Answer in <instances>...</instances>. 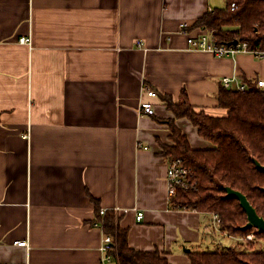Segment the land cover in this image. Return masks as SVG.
I'll return each instance as SVG.
<instances>
[{"label": "crops", "instance_id": "crops-1", "mask_svg": "<svg viewBox=\"0 0 264 264\" xmlns=\"http://www.w3.org/2000/svg\"><path fill=\"white\" fill-rule=\"evenodd\" d=\"M218 5L0 0V264H105L104 232L94 226L101 208L126 209L116 215L130 245L159 250L171 264H191L189 253L211 240L241 241L213 238L212 215L170 208L163 153L174 145L175 116L146 95L178 102L185 89L197 110L224 117V77L264 80L262 59L190 48L182 24ZM142 102L155 114H142ZM175 125L192 149L214 148L188 118Z\"/></svg>", "mask_w": 264, "mask_h": 264}, {"label": "trees", "instance_id": "trees-1", "mask_svg": "<svg viewBox=\"0 0 264 264\" xmlns=\"http://www.w3.org/2000/svg\"><path fill=\"white\" fill-rule=\"evenodd\" d=\"M196 29L201 33L212 32L220 44L238 41L248 43L251 50L264 52V0H226L225 7L208 11L187 32L191 34ZM247 84L249 90L242 92L221 83L217 99L219 106L227 110L224 117L197 110L185 89L178 102L169 95H159L175 116L169 122L174 145H165L163 154L169 159L183 160L196 182L194 189H179L172 207L217 214L222 220L221 232L230 236L255 235V240L248 241L243 250L232 247L224 251L191 252V264H264V245H259L264 234L255 229H241L248 222L247 214L240 202L228 198L226 192L227 187L242 192L264 217V173L255 164L257 160L264 166V90L257 86V80ZM180 118H188L214 148L192 149L188 138L175 125ZM95 221L103 222L104 233L113 237V256L119 264H171L159 250L144 252L133 248L129 230L120 226V218L113 210L103 217L98 209Z\"/></svg>", "mask_w": 264, "mask_h": 264}, {"label": "built area", "instance_id": "built-area-1", "mask_svg": "<svg viewBox=\"0 0 264 264\" xmlns=\"http://www.w3.org/2000/svg\"><path fill=\"white\" fill-rule=\"evenodd\" d=\"M236 4V3H235ZM182 32L187 33L186 29L188 28L187 24H182ZM188 35V43L192 50L194 51H202L211 53L220 58H235L240 54H250L258 59L264 60V52L251 50L248 43L238 42L236 45H226L218 43L215 35L212 32L204 31L198 36H193L191 34ZM20 43L25 45H31L32 41L29 37H22L20 39ZM222 85L228 89H235L242 92H247L249 90V86L247 83L241 82L238 80L237 76L234 77H224L221 81ZM257 86L260 89L264 90V80L258 79ZM146 95L151 99L159 98V95L156 91L151 89H146ZM140 112L142 114L153 115L155 114L154 105L151 102H142L140 105ZM167 182H168V200L170 204V208L172 210H178L177 208H173V199L177 196L179 189H183L189 191L191 189L196 188V182L192 176L191 169L188 168L183 160L181 159H170L168 164L167 171ZM109 209L101 208L100 214L104 217ZM115 214H119L121 212L126 213V209H120L116 207L114 210ZM144 218V212H138L137 220L141 221ZM213 227L215 230L220 231V226L222 223L221 218L217 214L212 215ZM94 226L101 228L104 232L103 222L95 221ZM244 241H254L255 235L251 233L243 238ZM20 246H28V242H18ZM114 239L110 235H106L104 233L101 252L103 255V262L105 264L115 263L119 264L117 259L113 256V251L115 250Z\"/></svg>", "mask_w": 264, "mask_h": 264}, {"label": "water", "instance_id": "water-1", "mask_svg": "<svg viewBox=\"0 0 264 264\" xmlns=\"http://www.w3.org/2000/svg\"><path fill=\"white\" fill-rule=\"evenodd\" d=\"M238 41H234L232 44L236 45ZM258 170L264 173V166L257 160H255ZM227 197L237 199L240 202L241 207L247 214L248 222L245 226L241 227L242 230L255 229L258 233L264 234V217L258 214L256 208L250 203L248 197L240 191H236L230 187L226 188Z\"/></svg>", "mask_w": 264, "mask_h": 264}, {"label": "rangeland", "instance_id": "rangeland-1", "mask_svg": "<svg viewBox=\"0 0 264 264\" xmlns=\"http://www.w3.org/2000/svg\"><path fill=\"white\" fill-rule=\"evenodd\" d=\"M220 2V5H218L219 8H222V7H225L226 6V0H219ZM210 235L213 237V238H217V237H221V228H220V231L218 230H213L210 232ZM230 236V235H229ZM236 237H240V236H236ZM231 238V237H230ZM220 239V238H219ZM241 241L240 242H236L237 240H234V239H230V240H225V241H220L219 242H213L212 240L209 241V243H207L204 248H203V251H210V252H215V251H224V250H227L231 247H233L232 245H234V241H235V245L239 246H235L237 247V249H246V244L247 242L244 241L243 237H241L240 239ZM218 241V240H217ZM239 241V240H238ZM223 245H221V243ZM259 245L260 246H263L264 245V240H260L259 241Z\"/></svg>", "mask_w": 264, "mask_h": 264}]
</instances>
